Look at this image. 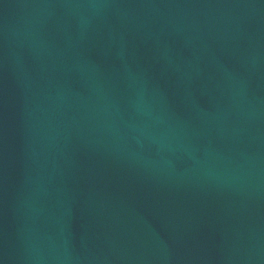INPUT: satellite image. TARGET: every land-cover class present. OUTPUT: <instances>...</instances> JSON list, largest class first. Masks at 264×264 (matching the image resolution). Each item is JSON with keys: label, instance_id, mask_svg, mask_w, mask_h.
Instances as JSON below:
<instances>
[{"label": "water", "instance_id": "obj_1", "mask_svg": "<svg viewBox=\"0 0 264 264\" xmlns=\"http://www.w3.org/2000/svg\"><path fill=\"white\" fill-rule=\"evenodd\" d=\"M0 264H264V0H0Z\"/></svg>", "mask_w": 264, "mask_h": 264}]
</instances>
